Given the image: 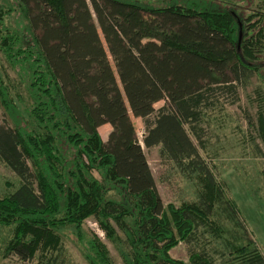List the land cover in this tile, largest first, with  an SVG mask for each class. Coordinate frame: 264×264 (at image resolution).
I'll return each mask as SVG.
<instances>
[{"label":"trees","instance_id":"1","mask_svg":"<svg viewBox=\"0 0 264 264\" xmlns=\"http://www.w3.org/2000/svg\"><path fill=\"white\" fill-rule=\"evenodd\" d=\"M6 1L0 50L30 96L19 104L0 74V162L19 179L0 195V225L13 229L6 254L59 264L58 230L74 226L82 242L93 218L125 264H264L227 183L200 152L202 125L238 102L254 74L264 144V0L222 8ZM241 3L254 9L244 13ZM133 117L144 122L143 144L158 146L162 162L194 186L192 200L163 201ZM181 242L188 262L170 254ZM84 244L90 264H117L98 234Z\"/></svg>","mask_w":264,"mask_h":264},{"label":"rangeland","instance_id":"2","mask_svg":"<svg viewBox=\"0 0 264 264\" xmlns=\"http://www.w3.org/2000/svg\"><path fill=\"white\" fill-rule=\"evenodd\" d=\"M237 1L142 0L141 2L155 6L171 3L197 6V3H199L201 7L212 5L215 8H222L221 6H224V4L228 5ZM6 2V0H0V5L4 6ZM246 4L241 3L235 6L238 10H243L245 13L254 7L251 6L249 8ZM242 7L243 9H241ZM15 16L16 14H13L10 17L14 19ZM151 17L150 14H144V18L150 19ZM0 74L10 84L12 93L19 104L21 102H30L26 86L20 81L17 72L9 65L1 50ZM260 86L261 81L254 74L246 83L239 87L238 102L227 104L222 114L211 116V122L202 125L206 128L209 125V127L203 138L205 139V147L200 152L214 169L219 180L224 181L225 184L227 183L231 196L239 206L242 219L264 253V156L254 153L251 138L255 137L256 142L264 150V144L256 128L259 110L257 94ZM163 104L164 101H160L156 103V107H160ZM132 119L136 123L139 140L143 145L163 201L165 203L173 202L178 205L183 200H192L194 197V186L169 165L162 162L158 146L148 148L143 144L144 122L141 118L133 117ZM0 121H4L1 107ZM108 127L110 126L104 127L102 125L99 127V132L104 140L108 139ZM18 184L19 179L16 174L0 162V195L13 190ZM82 229L85 236L84 242L91 233L98 234L108 245L115 262L117 264H125L120 251L121 246L118 247L106 238L105 233L95 219L89 218L85 220ZM58 231L64 244V251L60 257L59 264H90L85 254V244L79 239L77 229L74 226H67L60 228ZM12 235L13 229L11 227L0 225V264H35L33 261L25 262L16 255L6 254L5 246ZM189 253V246L185 242L179 243L170 251L174 258L182 259L186 262H188ZM217 264H223L220 257H218Z\"/></svg>","mask_w":264,"mask_h":264},{"label":"crops","instance_id":"3","mask_svg":"<svg viewBox=\"0 0 264 264\" xmlns=\"http://www.w3.org/2000/svg\"><path fill=\"white\" fill-rule=\"evenodd\" d=\"M103 126H104V127H105V126H110V127H108V130H107V136H108L109 133H110V131H111V125L107 123V124H104ZM144 132H145V131H144Z\"/></svg>","mask_w":264,"mask_h":264}]
</instances>
